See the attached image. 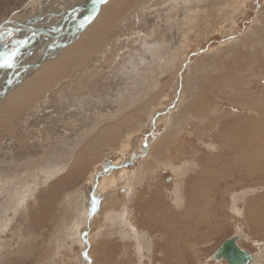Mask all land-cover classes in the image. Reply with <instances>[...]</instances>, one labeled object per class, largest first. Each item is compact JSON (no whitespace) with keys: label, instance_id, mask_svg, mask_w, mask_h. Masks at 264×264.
<instances>
[{"label":"rangeland","instance_id":"rangeland-1","mask_svg":"<svg viewBox=\"0 0 264 264\" xmlns=\"http://www.w3.org/2000/svg\"><path fill=\"white\" fill-rule=\"evenodd\" d=\"M92 2L0 0V24ZM103 6L38 65L51 37L0 34V264H229L216 250L237 232L264 264V0Z\"/></svg>","mask_w":264,"mask_h":264},{"label":"bare ground","instance_id":"bare-ground-1","mask_svg":"<svg viewBox=\"0 0 264 264\" xmlns=\"http://www.w3.org/2000/svg\"><path fill=\"white\" fill-rule=\"evenodd\" d=\"M88 2H89V0H88ZM98 2H99V0H93V2L92 3H88V4H83V6H80V8H79V6H76L74 9H72L71 11H70V13L72 14L73 13V15L72 16H69L68 18H67V21L66 22H61V24L60 23H57V25L55 24V25H53V24H46V25H41V24H39V22H35V23H33V24H31V23H27V24H25V22H27V21H22L21 23H23V25H25V26H27V25H29V27L30 26H33V27H40V26H42V27H45V28H47L48 30H50L51 31V33H53V32H57V30L59 29V28H63V29H65L67 26H69V24L70 25H72V24H75V23H78V25L74 28L73 26H71V28H72V31H71V33H72V36L70 35L68 38H66V39H64V38H62V36H59V37H51L52 38V41L53 42H55V43H53L52 42V45L51 44H49V46L48 47H43V54L41 55V58H40V61H35V62H33V63H31V66L32 65H37L39 62H41V59L44 57V56H47L50 52H54V51H56V52H58V51H60V49L62 48V47H64V46H68L71 42H68L67 40L69 39H71V38H73L74 37V39L76 38V37H78V35L80 36V30L81 29H84V28H86V27H88L87 25H89V23L90 22H93L95 19H96V17L99 15V13H101V10H102V8L104 7L103 5H102V7H101V10H100V12L96 15L95 13H96V6L98 5ZM236 2V1H235ZM48 4V3H47ZM82 5V4H81ZM191 8V7H190ZM84 9H86V10H84ZM193 9V8H192ZM104 12V11H103ZM58 14V12H54V14ZM52 12H51V15H49V16H47L48 18H52L51 16H53L54 15ZM56 14V15H57ZM60 14V13H59ZM42 15V14H41ZM83 16V17H82ZM43 17V16H42ZM61 17V16H60ZM64 17V16H63ZM67 17V16H66ZM80 17H82L81 19H80ZM86 17H89V19H88V21L86 20H84ZM99 17V16H98ZM71 18H74V20L73 19H71ZM38 19L39 18H37V20L36 21H38ZM49 20H51V19H49ZM89 20H90V22H89ZM42 21V20H41ZM74 23H73V22ZM85 21V22H84ZM97 21V20H96ZM100 20H98V22H99ZM87 22H89V23H87ZM97 22V23H98ZM46 23V22H45ZM12 24H15V27H16V23H12ZM8 25V24H7ZM53 26H55V28L53 27ZM97 26V25H96ZM56 27H57V29H56ZM11 29H18V28H14V26L13 27H11ZM23 29H25V37H22L19 41V43L20 44H22V45H26V44H28L29 42L27 41L28 40V36H31V34L33 33L32 31L33 30H31V29H27L26 27H24V26H22V28H20L19 30H23ZM95 29V28H94ZM94 29H92V30H94ZM87 30H89V29H87ZM14 31V30H13ZM12 31V32H13ZM80 31V32H79ZM90 31H91V29H90ZM5 32H6V30L5 31H3L2 32V37H4V34H5ZM91 32H93V31H91ZM7 33V32H6ZM56 34V33H55ZM69 34V33H68ZM93 34V33H92ZM97 34V33H96ZM65 35V34H64ZM84 36V35H83ZM83 36H81V38H83ZM86 36V35H85ZM78 39V38H77ZM93 40V39H92ZM27 41V42H26ZM33 41V40H32ZM31 41V42H32ZM73 42V41H72ZM81 44V43H80ZM35 45V44H34ZM48 45V44H47ZM77 46H78V44H76ZM76 45H74V46H76ZM83 45H85V44H83ZM94 45V44H93ZM99 45V44H98ZM19 46V45H18ZM91 46V45H90ZM82 47V46H81ZM83 47H85V46H83ZM92 47V46H91ZM70 48H72V47H70ZM75 48V47H74ZM101 48V47H100ZM38 49V48H37ZM76 49V48H75ZM79 48L77 47V50H78ZM82 49V48H81ZM87 49H89V48H87ZM87 49H86V51H87ZM18 50V49H17ZM16 50V51H17ZM105 50H106V48H105ZM108 50V49H107ZM15 51V50H14ZM84 51H85V49H84ZM83 54V53H82ZM79 55V54H78ZM85 55V54H84ZM10 56V55H9ZM80 56H81V54H80ZM52 57V56H51ZM30 59V58H29ZM48 59V58H47ZM43 63V62H42ZM31 66H29V67H31ZM31 69V68H30ZM27 71V70H26ZM30 71V70H29ZM31 71H33V70H31ZM39 73V72H38ZM27 74V73H26ZM26 74H24V75H26ZM28 76V75H27ZM45 76V75H44ZM40 78H41V81H42V78H43V75L42 74H40V75H38L37 74V77H35L34 79L33 78H31V79H29L27 82H26V84H25V87H24V89H26L25 90V93H23V94H19L20 92H21V90L23 89L22 87H21V90H20V92L19 91H16L15 92V94H14V96L15 95H18V96H20L21 97V101H22V103L24 102H26L27 100H29V98L31 97V96H33L32 95V93L30 92V90L31 89H36L37 87L39 88V87H41L42 85H41V83L42 82H40ZM13 79V78H12ZM130 79V78H129ZM18 80V79H17ZM145 82V81H144ZM143 82V90L145 89V86H146V84ZM147 82V81H146ZM152 82V81H151ZM11 83V82H10ZM12 84H14V83H12ZM38 84V85H37ZM118 84V83H117ZM123 84V83H122ZM139 84H141V83H139ZM149 84V83H148ZM129 85V84H128ZM132 85V84H131ZM149 86V85H148ZM120 87H121V85H120ZM131 87V86H130ZM134 87V86H133ZM136 87V86H135ZM37 88V89H38ZM116 88V87H115ZM132 88V87H131ZM118 89H120V88H118ZM139 91L142 89V87L140 86L139 88ZM109 90V89H108ZM113 91V90H112ZM1 92H4V90L3 91H1ZM40 91H39V89L37 90V92H36V94H38ZM114 92V91H113ZM127 92V91H126ZM134 92V91H133ZM144 92V91H143ZM134 94H136V93H134ZM34 95H35V93H34ZM120 94H118V96H119ZM133 95V94H132ZM14 96H11V98H14ZM127 96V95H126ZM126 96H123V94H122V97L121 98H126L127 99V97ZM142 96V95H141ZM108 97V96H107ZM130 97V96H129ZM120 98V99H121ZM136 98V97H135ZM122 100H124V99H122ZM12 100H10V102H9V104H11L12 102H11ZM117 103H118V101H117ZM92 104V103H91ZM11 106V105H10ZM38 106V105H37ZM83 106H85L84 105V103H82L81 104V107H83ZM259 106V105H258ZM6 108H7V105L5 106ZM39 107V106H38ZM86 107V106H85ZM104 107H106L105 105H104ZM164 109V108H163ZM111 110V109H110ZM85 111H88V110H85ZM103 111V110H102ZM91 113V112H90ZM90 113H89V115H90ZM85 115H86V113H85ZM92 115V114H91ZM105 115V116H104ZM101 117L103 116V117H107L106 116V114L104 113L103 115H100ZM110 117V116H109ZM255 121V120H254ZM257 122V121H256ZM97 123L98 122H94V126L96 127V125H97ZM260 125V124H259ZM259 127V126H258ZM261 127V126H260ZM248 128V127H247ZM105 131H107V130H105ZM251 134V133H250ZM45 140V139H44ZM237 141H238V139H237ZM232 143V142H231ZM246 144H247V142H245ZM224 144V143H223ZM249 144V143H248ZM247 144V145H248ZM105 145V144H104ZM231 146H232V144H230ZM250 145V144H249ZM235 146V145H234ZM233 146V147H234ZM238 146V145H237ZM239 146H241V145H239ZM230 147V146H229ZM236 147V146H235ZM244 147H246V145L244 146ZM218 148V147H217ZM241 148V147H240ZM243 148V147H242ZM250 147H248V149L247 148H244V149H247V150H249L250 151V149H249ZM230 149V148H229ZM240 150H243V149H240ZM246 150V152H248ZM243 152V151H242ZM241 152V153H242ZM37 154V153H36ZM185 154V153H184ZM244 154V153H243ZM220 155H221V153H220ZM238 155V154H237ZM241 155V154H240ZM259 155V154H258ZM260 156V155H259ZM241 158V157H240ZM243 158V157H242ZM219 160V159H218ZM217 160V162H219ZM232 160V159H231ZM239 160H241V159H239ZM238 160V161H239ZM142 161V160H141ZM206 161V160H205ZM212 161V160H211ZM221 161V160H220ZM186 162V161H185ZM193 162V161H192ZM194 163V162H193ZM236 163H238V162H236ZM217 164V163H216ZM185 165H186V163H185ZM234 165H235V163H234ZM170 166V165H169ZM218 166V165H217ZM216 166V167H217ZM220 166V165H219ZM209 167V166H208ZM175 168V167H174ZM179 168V167H178ZM176 169V168H175ZM230 169V168H229ZM198 170V169H197ZM203 171H204V173H203V175H201V178L199 179V183L202 185V187L204 186V184H203V179L205 178V180H206V178H207V173H206V171L203 169ZM177 172V171H176ZM182 172V171H181ZM184 172H185V170H184ZM184 172H182V173H184ZM197 172V171H196ZM202 173V171H199V173ZM208 172V171H207ZM210 173H211V171H210ZM230 175H232V174H230ZM233 176V175H232ZM211 179V178H210ZM188 184V183H187ZM202 191H200V190ZM196 188V186L194 187V193L192 194V195H194L195 196V199H194V203H193V206L194 207H198V206H204V205H206V204H201V205H199L200 203L197 201V198L199 197V196H201V195H204L205 194V192H203V188ZM187 191H188V189H187ZM186 192V191H185ZM186 195V194H185ZM184 195V196H185ZM203 198V197H202ZM178 199V198H177ZM185 199V198H184ZM182 200V199H181ZM187 200H189V197L187 196ZM203 200H204V198H203ZM192 201V200H191ZM205 201V200H204ZM187 202V201H186ZM192 203V202H191ZM181 204V203H180ZM189 205V204H188ZM208 206H210V204L208 205ZM173 208L174 207H172V210H173ZM202 208V207H201ZM191 210H194V209H192L191 208ZM188 211V210H187ZM186 212V211H185ZM189 212V211H188ZM187 213V212H186ZM199 213V212H198ZM182 215V214H181ZM186 215V214H185ZM167 216V215H166ZM187 216V215H186ZM196 217H198V214H197V216ZM183 218V217H182ZM202 218V217H201ZM252 218V217H251ZM186 219V218H185ZM177 220H178V218H177ZM182 220V219H181ZM188 220V219H187ZM210 220V217H208L207 216V218H202V219H200V218H198V219H196L195 217H193V219H192V222H196L197 224H200V223H207V221H209ZM252 220H254V223H253V227H254V229L255 230H260V227H261V225L260 224H258V220H262L261 218H257V217H254ZM180 221V220H179ZM177 222V221H176ZM191 222V221H190ZM253 222V221H252ZM174 223V222H173ZM197 224H196V226H197ZM206 225V224H205ZM187 226V225H186ZM193 226H194V224H193ZM189 227V226H188ZM191 229H192V232H193V227L191 226L190 227ZM252 228V227H251ZM253 229V228H252Z\"/></svg>","mask_w":264,"mask_h":264},{"label":"water","instance_id":"water-1","mask_svg":"<svg viewBox=\"0 0 264 264\" xmlns=\"http://www.w3.org/2000/svg\"><path fill=\"white\" fill-rule=\"evenodd\" d=\"M108 0H99L98 2V5L96 6V15L100 12L101 10V7L103 4H105ZM89 17H86L84 20L88 21ZM22 21H19V20H16V19H7L6 21L2 22L0 24V34L3 32V31H7V30H12L11 27L8 28L7 24L8 23H16V25L18 27H14V28H18V30L20 28H22V26L26 27L27 29H31L33 30L32 32V36H34L35 34H45L46 36L48 37H59V36H62L64 35L70 28L71 26H73L74 28L78 25V23H75V24H72L69 26H67L64 30H62V33L60 34H55V33H51L50 30H48L47 28L45 27H33V26H30L27 25H23V23H21ZM28 22H25V24H27ZM15 30V29H14ZM74 40V37L71 38L68 42H72ZM23 47L22 44H20L17 49L18 51ZM13 56V55H11ZM11 56H9L8 58H11ZM50 56L47 55V56H44L42 59H41V62H44L45 60H47V58H49ZM7 58V59H8ZM6 59V60H7ZM5 62V60H1L0 59V63L1 62ZM40 63V62H39ZM38 65V64H37ZM9 88H6L5 89V92H7ZM242 234L240 232H237L236 234L234 233V235L230 236L229 238H227L223 243L222 245L216 250V255L218 254L220 256V259H225L229 264H256V260L255 258L253 257L254 254L252 255L250 253V251L247 249V248H241L239 246V243H238V240H240V236ZM215 255V256H216ZM213 255V258L215 257Z\"/></svg>","mask_w":264,"mask_h":264},{"label":"crops","instance_id":"crops-1","mask_svg":"<svg viewBox=\"0 0 264 264\" xmlns=\"http://www.w3.org/2000/svg\"><path fill=\"white\" fill-rule=\"evenodd\" d=\"M138 189H139V188H136L137 191H139ZM137 194H139V192H138Z\"/></svg>","mask_w":264,"mask_h":264},{"label":"snow or ice","instance_id":"snow-or-ice-1","mask_svg":"<svg viewBox=\"0 0 264 264\" xmlns=\"http://www.w3.org/2000/svg\"><path fill=\"white\" fill-rule=\"evenodd\" d=\"M8 66H11L10 64Z\"/></svg>","mask_w":264,"mask_h":264}]
</instances>
